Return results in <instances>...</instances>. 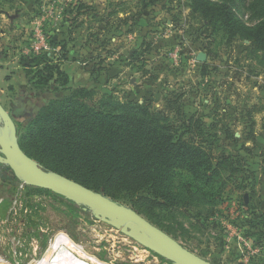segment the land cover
<instances>
[{
	"label": "rangeland",
	"instance_id": "374dc122",
	"mask_svg": "<svg viewBox=\"0 0 264 264\" xmlns=\"http://www.w3.org/2000/svg\"><path fill=\"white\" fill-rule=\"evenodd\" d=\"M210 28L192 0H0V128L18 140L67 94L54 80L31 86L33 54L60 65L66 88L94 90L96 108L101 98L145 103L180 133L200 119L218 137L215 155L242 165L221 172L204 204L156 208L155 226L211 264H264V54ZM0 264L171 263L0 165Z\"/></svg>",
	"mask_w": 264,
	"mask_h": 264
},
{
	"label": "trees",
	"instance_id": "16d2710c",
	"mask_svg": "<svg viewBox=\"0 0 264 264\" xmlns=\"http://www.w3.org/2000/svg\"><path fill=\"white\" fill-rule=\"evenodd\" d=\"M192 4L211 32L221 31L228 42L246 40L264 54V0H192ZM244 14L253 25L246 26L239 18ZM31 60L36 70L31 86L43 90L54 80L67 94L43 105L28 122L18 138L20 149L46 171L111 200L127 201L153 225H159L156 208H177L188 198L204 204L207 189L222 179L221 172L235 176L242 165L222 152L215 155L212 145L219 144L218 137L200 119L190 118L180 133L167 114L145 103H106L101 98L96 108L94 90L66 88L67 75L60 65L48 63L42 55L33 54Z\"/></svg>",
	"mask_w": 264,
	"mask_h": 264
},
{
	"label": "water",
	"instance_id": "95a60500",
	"mask_svg": "<svg viewBox=\"0 0 264 264\" xmlns=\"http://www.w3.org/2000/svg\"><path fill=\"white\" fill-rule=\"evenodd\" d=\"M203 61L204 58L199 57ZM0 165L12 169L29 187L49 191L81 206L101 222L119 230L148 251L171 264H211L150 223L132 208L65 177L44 170L19 147L13 134L0 128Z\"/></svg>",
	"mask_w": 264,
	"mask_h": 264
},
{
	"label": "bare ground",
	"instance_id": "6f19581e",
	"mask_svg": "<svg viewBox=\"0 0 264 264\" xmlns=\"http://www.w3.org/2000/svg\"><path fill=\"white\" fill-rule=\"evenodd\" d=\"M3 130H5V129H3ZM62 235L66 236V237H64ZM61 236L64 237V238H67L68 235H66V234H64V233L61 232ZM50 244H51V242H50Z\"/></svg>",
	"mask_w": 264,
	"mask_h": 264
}]
</instances>
